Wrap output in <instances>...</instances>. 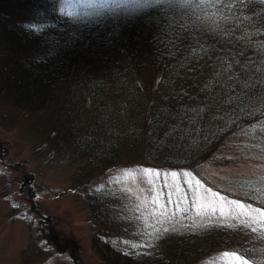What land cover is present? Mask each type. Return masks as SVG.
<instances>
[{
    "label": "trees",
    "instance_id": "obj_1",
    "mask_svg": "<svg viewBox=\"0 0 264 264\" xmlns=\"http://www.w3.org/2000/svg\"><path fill=\"white\" fill-rule=\"evenodd\" d=\"M111 3L0 0V184L7 190L20 169L23 203L6 217L31 227L23 259L45 252L38 264H82L71 240L49 223L40 231L26 200L44 191L29 169L54 161L75 174L62 193L78 190L105 264H236L223 253L264 264V220L230 203L264 211V2L106 11ZM4 131L27 135L41 163L11 159ZM219 168L227 186L204 181L197 215L188 186ZM137 178L150 181L149 197L161 192L157 213L147 210L159 222L120 191L117 180ZM175 183L181 192L166 189Z\"/></svg>",
    "mask_w": 264,
    "mask_h": 264
},
{
    "label": "rangeland",
    "instance_id": "obj_2",
    "mask_svg": "<svg viewBox=\"0 0 264 264\" xmlns=\"http://www.w3.org/2000/svg\"><path fill=\"white\" fill-rule=\"evenodd\" d=\"M139 11H132L131 14L138 15ZM2 139L4 141L7 139V144L12 153L18 151L15 156L10 154L13 157L11 159L14 161H27L35 166L41 163L40 157L32 158L30 154L32 152L31 139L27 135L22 138L17 132L4 131ZM52 162L42 164L41 169H38V166L36 169H29V171H35L36 180L41 183L40 187L42 191L44 189L40 198L35 197L30 200L26 198L32 206L33 219L39 222L40 231L43 230L47 233L45 225L49 223L51 227L49 232L54 235V238L56 237L59 241L63 239L71 240L69 243L74 246L72 253L82 264H105L92 247L91 235L93 225L89 220L88 212L85 209L86 206L84 204L82 206L78 190L62 193L63 187L68 186L70 188L74 184L75 174L70 172L71 169L62 168L60 165ZM32 165L28 166L31 167ZM243 169V167H231L229 170L239 173ZM249 169H253V167ZM19 170L14 169L12 171L11 178H9L10 187L7 190H3L0 184V264H38L48 255L45 252H38L34 255L29 253V255H32V258L28 259V255L26 260L23 259V251L28 248L32 251L29 244L31 227L26 225L23 219L20 218V215L13 221L10 220V216L6 217V215L17 210L23 203L21 200L24 198L22 196L24 195V190L21 189L23 177H21L22 174ZM202 176L206 180L198 181L199 190L204 188V181L226 187L228 179H230V173H227L226 176L225 169H207L203 172ZM117 182L120 191L126 194V199L133 200V208L145 217H149L147 216L149 215L148 209H153L157 213V208L160 209V205L164 202L161 192L160 194L156 192V199L160 200V205L153 204L152 201L155 196L149 197L146 190V187L150 184L148 180L140 183L137 178V181L128 179L124 183L121 180H117ZM176 185L175 183L170 188L166 186V189L173 192L176 189L181 192V188L176 187ZM196 189L197 187L192 183L189 184L188 191L191 194L192 200H196V204L193 205L197 210L200 208L202 201H206V195L201 194ZM149 218L156 222L157 218ZM157 221L159 222L158 219ZM48 240L51 241L50 239ZM41 264H48V261L45 260Z\"/></svg>",
    "mask_w": 264,
    "mask_h": 264
},
{
    "label": "snow or ice",
    "instance_id": "obj_3",
    "mask_svg": "<svg viewBox=\"0 0 264 264\" xmlns=\"http://www.w3.org/2000/svg\"><path fill=\"white\" fill-rule=\"evenodd\" d=\"M208 2L215 6V5H218V4H224L225 7H228L229 9H231V7L236 4V3H239L241 5H247V3L250 2V0H208ZM261 2H264V0H261ZM234 15V14H233ZM224 19H227L228 17H223ZM239 19V17H238ZM243 19H249V17L247 16H244ZM261 47H264V45H261ZM144 173L146 175H152V174H155V176L157 178H159L162 174L157 171V170H153V169H144L143 170ZM165 176V179H167V177L169 175H171L172 177H177V173L173 172V173H170V174H163ZM185 176H187V173H185ZM196 191H199V182L197 181V189ZM210 191V190H209ZM213 195H219L218 193H213ZM221 200H223L224 198L223 197H220ZM168 201L169 203L172 202V194L169 193L168 195ZM153 204H156V205H160V200L156 199V198H153ZM230 203L235 206L236 209L239 210V212L245 216H252V213L255 212V213H258V219L259 220H264V211H261L259 209H252L250 210V206H247V205H244L243 203L239 202V201H230ZM193 204L195 205L196 204V200L194 199L193 200ZM205 211H207V206H203ZM177 208L179 209V203H177ZM211 212L212 214H215L216 212V209L215 208H212L211 209ZM162 215L163 214H166V213H161ZM197 215H201V212H200V209L198 208L197 209ZM220 215L223 216L225 215L223 209L220 210ZM242 223H246L247 221H241ZM253 223L257 222V219L254 217L253 220L251 221ZM255 230V229H254ZM158 231V230H157ZM222 256L224 257H228V256H231L233 260L236 261V264H247L246 261H241L240 257L236 256L235 253H223Z\"/></svg>",
    "mask_w": 264,
    "mask_h": 264
},
{
    "label": "clouds",
    "instance_id": "obj_4",
    "mask_svg": "<svg viewBox=\"0 0 264 264\" xmlns=\"http://www.w3.org/2000/svg\"><path fill=\"white\" fill-rule=\"evenodd\" d=\"M152 0H112L106 11L130 10L135 8H148ZM63 8V7H62ZM62 8L60 9L61 13Z\"/></svg>",
    "mask_w": 264,
    "mask_h": 264
}]
</instances>
